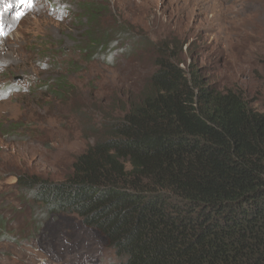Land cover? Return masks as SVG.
<instances>
[{
	"label": "rangeland",
	"instance_id": "obj_1",
	"mask_svg": "<svg viewBox=\"0 0 264 264\" xmlns=\"http://www.w3.org/2000/svg\"><path fill=\"white\" fill-rule=\"evenodd\" d=\"M9 2L0 16V264H116L103 234L77 214L42 220L18 176L70 174L103 115L124 111L143 88L164 42L185 68L191 62L264 110V0ZM89 3L101 12L95 20ZM103 37L134 47L113 57L86 52Z\"/></svg>",
	"mask_w": 264,
	"mask_h": 264
},
{
	"label": "trees",
	"instance_id": "obj_2",
	"mask_svg": "<svg viewBox=\"0 0 264 264\" xmlns=\"http://www.w3.org/2000/svg\"><path fill=\"white\" fill-rule=\"evenodd\" d=\"M85 10L91 20L101 13ZM123 39L91 38L86 52H131ZM174 46L157 49L126 109L94 126L70 174H21L20 192L42 206V220L77 214L116 264H264V110L185 68Z\"/></svg>",
	"mask_w": 264,
	"mask_h": 264
},
{
	"label": "snow or ice",
	"instance_id": "obj_3",
	"mask_svg": "<svg viewBox=\"0 0 264 264\" xmlns=\"http://www.w3.org/2000/svg\"><path fill=\"white\" fill-rule=\"evenodd\" d=\"M0 5L3 7H0V16H2L3 12L7 10L8 7H11V3L9 0H0ZM0 34H3V22L0 20Z\"/></svg>",
	"mask_w": 264,
	"mask_h": 264
},
{
	"label": "water",
	"instance_id": "obj_4",
	"mask_svg": "<svg viewBox=\"0 0 264 264\" xmlns=\"http://www.w3.org/2000/svg\"><path fill=\"white\" fill-rule=\"evenodd\" d=\"M15 79H17V78H15Z\"/></svg>",
	"mask_w": 264,
	"mask_h": 264
}]
</instances>
